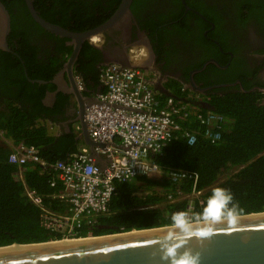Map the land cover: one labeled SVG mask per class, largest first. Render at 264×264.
<instances>
[{
    "label": "trees",
    "instance_id": "16d2710c",
    "mask_svg": "<svg viewBox=\"0 0 264 264\" xmlns=\"http://www.w3.org/2000/svg\"><path fill=\"white\" fill-rule=\"evenodd\" d=\"M166 1L174 5L168 15L161 16L159 22L152 17L147 22L151 33L155 32L159 41L162 40V29L168 25L175 27L177 23H167L177 20L183 11L180 0ZM1 2L10 15L7 41L15 54L0 49V246L58 240L64 237V233L51 232L40 225L39 209L24 196L18 166L8 162L10 148L1 137L15 144L22 142L35 146L40 157L48 163L68 160L85 145L77 139L74 126H70L69 130L61 128L57 133L49 129V126L57 125L55 115L62 111V103L68 98L67 95L58 93L52 108L42 103L45 92L54 90L49 80L72 48L65 44L67 38L52 34L35 22L24 0ZM120 2L33 0V5L46 21L80 32L106 21ZM138 4L140 0H133L132 11ZM190 14L197 18L200 29L196 41L207 43L202 35V29L207 24L199 16ZM205 16L210 19L208 14ZM182 21L180 28L184 29L186 21L184 18ZM163 22L165 25L159 26ZM44 40L50 41V44H44ZM208 44L211 45V42ZM208 53L211 55V47ZM208 56L193 66H201ZM100 60L99 51L84 42L76 62V71L89 88L99 86ZM207 67L213 66L209 64ZM200 75L196 74L195 78L198 79ZM28 78L46 83L30 82ZM236 87V90H229L234 87L219 88L221 94L211 93L204 98L210 109L226 118L218 141L211 143L207 140L202 133L203 126L195 118L183 120V130L198 131L196 142L188 144L181 133H176L159 153L150 156L161 168V175L139 176L125 183H116L115 193L109 202V213L97 217L92 226H82L78 236L171 226L173 213H187V200L193 183L188 179L171 181L166 174L169 169L191 170L198 174L195 188L201 193L192 196L191 214L201 210L216 187L232 192L238 215L264 211V103L258 99L259 92L243 91ZM244 87L248 89V86ZM181 88L179 84L171 95L192 101L204 113L206 108L188 96V90ZM160 96L164 98L166 94ZM24 168L25 184L42 196L43 202L50 208L62 211L63 204L49 197V194L59 190V187H50L51 174L46 171L41 173L40 165L35 163H27ZM169 194L173 198L171 201L167 198Z\"/></svg>",
    "mask_w": 264,
    "mask_h": 264
},
{
    "label": "built area",
    "instance_id": "2783aa9c",
    "mask_svg": "<svg viewBox=\"0 0 264 264\" xmlns=\"http://www.w3.org/2000/svg\"><path fill=\"white\" fill-rule=\"evenodd\" d=\"M99 80L103 91L96 94V103L85 108L89 136L107 144L105 148L94 147L95 156L84 145L70 159L48 163L40 157L35 146L22 142L15 144L1 137L10 148L8 162L18 166L24 196L39 209L40 225L48 231L64 233L61 239L65 240L82 238L78 236L82 226H92L97 217L109 213L116 183L139 176L161 175V168L150 156L159 153L176 133H181L188 144L196 142L198 131L183 130V120L195 118L203 126V136L211 143L220 139L226 121L222 114L212 109L207 108L202 113L190 100L172 95L162 98L138 67L112 63L101 69ZM74 131L80 133L78 123H75ZM27 163L38 164L41 173L51 174L49 185L53 189L59 187V190L49 197L63 204L62 211L50 208L42 196L25 184L24 166ZM166 174L173 182L192 181L186 206L191 216L192 196L201 193L195 188L197 172L169 169ZM167 198L173 200L171 194Z\"/></svg>",
    "mask_w": 264,
    "mask_h": 264
},
{
    "label": "flooded vegetation",
    "instance_id": "af4514ba",
    "mask_svg": "<svg viewBox=\"0 0 264 264\" xmlns=\"http://www.w3.org/2000/svg\"><path fill=\"white\" fill-rule=\"evenodd\" d=\"M185 2L191 9L186 10L180 0L183 11L177 20L167 23L177 24L175 27L168 25L162 29L161 41L155 32L151 33L148 23L151 17L159 22L161 16L168 15L174 5L166 0H140V4L135 5L133 11L130 7V12L121 21L97 36L96 40L92 37L91 40L85 41L99 51L101 59L98 63L99 74L102 68L112 63L122 67H129L128 64H132L145 72L150 86L156 91L171 95L180 84L181 89L188 90L190 92L188 96L198 104L206 103L204 98L211 93L221 94L219 88L234 87L229 90H236L238 89L236 86L243 91L259 92L258 99L263 102L264 0H189L188 3L185 0ZM190 13L199 16L207 24V27L202 29V35L211 42V45L208 42L196 41L200 29L197 18ZM205 14H208L210 19ZM183 18L186 27L181 29ZM165 22L159 26H164ZM65 38H67L65 44L73 48L70 39ZM44 41V44H50V41ZM114 46H120L126 54L115 53L112 50ZM210 47L211 55L208 53ZM11 53L15 54L14 51ZM70 55L71 53L49 80L54 85V90L46 91L42 98L43 105L52 108L58 93L68 96L62 103V111L55 115L59 131L61 128L68 129L74 126L78 114L73 95L67 92L71 86L66 72L63 75L64 82L59 85L51 82L64 69ZM206 56L208 57L203 61L207 63L205 67L192 74V71L200 68L203 63L199 67L193 65ZM77 60L73 65V73L82 94L80 104L84 107L89 97L96 96L101 91L102 85L99 80L96 89L87 87L82 76L76 71ZM209 64L213 67H207ZM198 73L201 75L196 79ZM244 85L248 86L247 90ZM59 87L64 91H57L52 101L47 93L51 94Z\"/></svg>",
    "mask_w": 264,
    "mask_h": 264
},
{
    "label": "water",
    "instance_id": "95a60500",
    "mask_svg": "<svg viewBox=\"0 0 264 264\" xmlns=\"http://www.w3.org/2000/svg\"><path fill=\"white\" fill-rule=\"evenodd\" d=\"M24 1L35 22L48 32L61 37H68L73 45L71 55L65 63L64 69L51 82L57 85L64 82L63 75L66 72L71 86V89L67 92L73 95L78 110L75 122L80 125V133L77 135V139L82 140L88 146L89 152L95 156L94 147L105 148L107 144L94 141L89 136L85 122V108L92 103H96L97 99L93 95L89 97L86 106L83 107L80 104L82 94L73 73V65L78 58L82 44L91 40L94 36L101 35L105 30L121 21L130 12L132 0H121L118 7L106 21L88 31L80 32L71 31L46 21L34 8L33 0ZM182 2L186 10L191 9L185 0H182ZM9 31L10 15L0 0V49L13 52L7 42ZM95 47L99 46L95 45ZM112 50L117 54H126L120 46H114ZM206 64L203 63L200 68L193 70L192 74L203 69ZM128 66L136 67L132 64H128ZM28 80L30 82L46 83V81L40 79L28 78ZM57 91H64V89L59 87L55 92L47 93V96H50L54 101ZM199 105L210 109L207 103L203 102ZM169 230H171V226H163L93 236L97 239L90 238L84 241L49 244L63 240L58 239L29 244L14 243L11 245L17 246L12 249H0V264H167V261L161 259V246L157 241ZM134 231L136 233H131ZM178 243L182 245L178 251L191 248L198 252L200 264H264V211L238 215L235 224H217L213 234L207 238H192L187 243L183 241Z\"/></svg>",
    "mask_w": 264,
    "mask_h": 264
},
{
    "label": "clouds",
    "instance_id": "9594fccd",
    "mask_svg": "<svg viewBox=\"0 0 264 264\" xmlns=\"http://www.w3.org/2000/svg\"><path fill=\"white\" fill-rule=\"evenodd\" d=\"M233 194L227 188L216 187L205 200L199 212L191 216L184 211L171 215V230L164 233L157 241L161 248V259L167 264H200V255L191 248L178 251L190 239H204L211 236L217 224H235L238 217V207L233 202Z\"/></svg>",
    "mask_w": 264,
    "mask_h": 264
},
{
    "label": "bare ground",
    "instance_id": "6f19581e",
    "mask_svg": "<svg viewBox=\"0 0 264 264\" xmlns=\"http://www.w3.org/2000/svg\"><path fill=\"white\" fill-rule=\"evenodd\" d=\"M93 39L94 40H96L97 39V36H94L93 37ZM145 53H146V51H145ZM126 58V57H125ZM145 58V57H144ZM143 59V58H142ZM141 59V60H142ZM137 63V62H136ZM139 65V64H138ZM135 230V229H134ZM131 233H136L135 231L134 232H131ZM125 234H127V233H125ZM130 234V233H129ZM117 235H123V234H117ZM111 236H115V235H111ZM106 237H110V236H106ZM97 239L96 237H93V236H88V238H84V237H82V238H77V239H69V240H65V239H63V240H60V241H56V242H52V243H49V244H54V243H64V242H71V241H84L85 239ZM14 244V243H13ZM17 245H11V244H9V246H4V247H0V249H12V248H14V247H16Z\"/></svg>",
    "mask_w": 264,
    "mask_h": 264
},
{
    "label": "crops",
    "instance_id": "0c3cea01",
    "mask_svg": "<svg viewBox=\"0 0 264 264\" xmlns=\"http://www.w3.org/2000/svg\"><path fill=\"white\" fill-rule=\"evenodd\" d=\"M157 92L160 93V94H162L161 91H158V90H157ZM163 94H165V93H163ZM166 95H167V94H166ZM50 128H51V129H50ZM50 128H49L50 130H58V126H57V125H56V126H53V127H50ZM54 133H57V132H54Z\"/></svg>",
    "mask_w": 264,
    "mask_h": 264
},
{
    "label": "rangeland",
    "instance_id": "374dc122",
    "mask_svg": "<svg viewBox=\"0 0 264 264\" xmlns=\"http://www.w3.org/2000/svg\"><path fill=\"white\" fill-rule=\"evenodd\" d=\"M51 131H53V133H54V132H59V129H58V130H51Z\"/></svg>",
    "mask_w": 264,
    "mask_h": 264
}]
</instances>
